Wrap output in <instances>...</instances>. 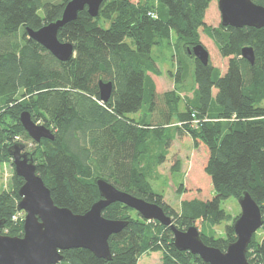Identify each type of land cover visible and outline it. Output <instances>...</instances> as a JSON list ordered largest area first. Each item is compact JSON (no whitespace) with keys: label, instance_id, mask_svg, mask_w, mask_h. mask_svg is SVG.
<instances>
[{"label":"trees","instance_id":"16d2710c","mask_svg":"<svg viewBox=\"0 0 264 264\" xmlns=\"http://www.w3.org/2000/svg\"><path fill=\"white\" fill-rule=\"evenodd\" d=\"M68 1L0 0L2 234L23 235V222L11 218L24 180L13 172L11 189L4 191L2 173L5 164L14 167L9 150L23 142L18 138L31 139L20 122L26 111L55 136L28 152L57 206L85 214L101 198L97 180L104 179L120 191L161 206L180 230L200 222L204 243L225 251L236 234L235 220L221 207L224 200H238L248 192L264 217V27L207 26L205 16L213 0H105L98 17L84 10L60 29L59 40L72 43L76 53L70 61L61 62L29 38L27 29L37 30L58 20ZM252 1L264 6V0ZM201 29L220 55L228 58L224 75L189 53L201 44ZM164 43L176 48V83L183 82L194 65L195 90L186 99L185 110L180 109L182 100L176 91L158 94L152 77L161 76L153 50ZM247 46L254 49V65L242 58ZM100 82L113 84L106 103L100 99ZM145 106L148 112L131 117ZM178 136L191 139L196 149L205 148L204 172L214 190L211 200L184 202L180 212L164 201L163 194L154 192L144 172L152 170L150 163L165 162ZM152 146L162 156L147 164ZM180 170L177 160L172 171ZM133 211L121 203L103 211L107 219L129 221L109 239L111 261L80 248L63 251L60 264H138L146 252L160 250V264H209L179 251L169 227L139 214L135 218ZM224 221L232 224L226 226L225 237H217L213 229ZM247 258L251 264H264V238L259 240L257 233Z\"/></svg>","mask_w":264,"mask_h":264},{"label":"water","instance_id":"95a60500","mask_svg":"<svg viewBox=\"0 0 264 264\" xmlns=\"http://www.w3.org/2000/svg\"><path fill=\"white\" fill-rule=\"evenodd\" d=\"M104 1L69 0L58 20L37 30L27 29L28 36L59 61L68 62L75 57V47L72 43L59 40L60 29L75 21L84 10L92 18L98 17ZM218 6L221 25L224 27H264V6L252 0H219ZM189 53L203 65H209L210 55L204 45L195 46ZM241 53L242 58L254 65L255 52L252 47H244ZM99 87L101 101L108 102L112 96L113 84L100 82ZM20 122L36 143L43 139H55L51 130L35 123L29 112L25 111L20 115ZM25 148L24 144L18 143L9 150L15 174L24 180L19 190L21 199L17 204V211L25 213L23 235H3L5 223L0 222V264H60L64 259L63 251L80 248L89 250L100 259L111 261L113 256L109 239L122 232L129 224L127 220H111L103 216V211L114 203L133 209L144 220L169 227L174 246L179 251H188L209 264H251L247 258L248 246L253 236L263 227L264 217L261 208L248 192L238 198L241 214L233 225L236 240L225 251H221L206 245L196 226L187 230L178 229L172 217L161 206L120 191L104 179L97 180L101 198L85 214H75L68 208L57 206L51 190L37 173L33 156Z\"/></svg>","mask_w":264,"mask_h":264},{"label":"rangeland","instance_id":"374dc122","mask_svg":"<svg viewBox=\"0 0 264 264\" xmlns=\"http://www.w3.org/2000/svg\"><path fill=\"white\" fill-rule=\"evenodd\" d=\"M46 2H57L61 0H45ZM219 0H213L206 12L205 23L207 26L213 28H219L221 25V13L218 6ZM40 15L44 14L43 10H40ZM107 27V24H104ZM173 42L177 41V35L172 34ZM200 41L201 44L205 46L210 55V63L213 67L219 69L222 75L227 71L228 58H223L215 45L214 41L200 30ZM174 45H168L166 43L161 46H157L153 50V56L157 61L159 70L161 71V76H154L158 94L163 95L168 92L176 91L181 97L180 109L185 110L184 103L186 99L192 98L195 90L194 78H193V66L190 65L187 74L184 76V81L181 83L175 82V75L178 71L177 62L173 59V55L176 54L174 50ZM216 94V90H214ZM147 106L144 109L131 117L137 119L143 113L148 112ZM139 120V119H138ZM177 117L173 118L176 121ZM40 124V121L36 122ZM41 125V124H40ZM18 139L23 140L20 142L26 146L25 151H32L35 147L36 142L32 139L26 140L23 137ZM26 140V141H25ZM172 147L166 157L167 161L161 165H153L156 159H160L162 156V151L152 146L148 156L146 158V163L151 164V169L149 171H144L148 182L153 188L154 192L163 194L164 201L166 200L170 206H172L176 211L180 212L182 208V203L191 202L193 200H199L206 202L214 197V190L211 179L204 172V165L207 159V151L204 147L196 149L194 147L193 141L188 138H182L181 136L176 137V142H171ZM179 160L181 162L180 172L172 171L173 164ZM13 172H15L14 167L10 164H5L2 173V189L4 191H9L12 185ZM182 187V188H180ZM181 189V193L179 191ZM166 202V203H167ZM167 203V204H168ZM168 204V205H169ZM223 210H225L233 220H237L241 214V207L236 198L231 197L224 200L221 204ZM133 217H137L138 213L136 211L132 212ZM232 222H222V224L216 226L213 231L217 237H225V228L227 225L232 224ZM199 230L201 229L200 222H197L196 226ZM208 230V229H207ZM210 232V230H208ZM258 239L264 238V230L260 229L257 232ZM163 257V251L146 252L143 254L138 264H160Z\"/></svg>","mask_w":264,"mask_h":264},{"label":"built area","instance_id":"2783aa9c","mask_svg":"<svg viewBox=\"0 0 264 264\" xmlns=\"http://www.w3.org/2000/svg\"><path fill=\"white\" fill-rule=\"evenodd\" d=\"M11 220L15 223H20V222H23L24 223V220H25V213L24 212H21V211H17L11 218Z\"/></svg>","mask_w":264,"mask_h":264},{"label":"crops","instance_id":"0c3cea01","mask_svg":"<svg viewBox=\"0 0 264 264\" xmlns=\"http://www.w3.org/2000/svg\"><path fill=\"white\" fill-rule=\"evenodd\" d=\"M174 50L176 51V48H174ZM153 77V80L155 81V78H154V76H152ZM155 84H156V81H155ZM156 88H157V84H156ZM189 139V138H188ZM174 142H176V139L173 141V144H174ZM172 147H174V145H172V146H170V148H169V150L172 148ZM169 152V151H168ZM167 161V159L165 160V162ZM145 167V166H144ZM143 167V168H144ZM145 168H147V166L145 167ZM165 202H167L166 200H165ZM168 203V202H167ZM169 204V203H168ZM170 205V204H169Z\"/></svg>","mask_w":264,"mask_h":264}]
</instances>
